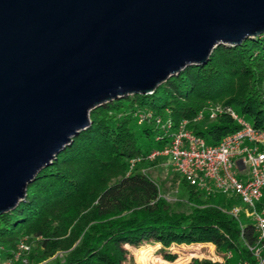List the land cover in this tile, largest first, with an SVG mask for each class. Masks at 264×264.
I'll return each instance as SVG.
<instances>
[{
	"label": "trees",
	"instance_id": "obj_1",
	"mask_svg": "<svg viewBox=\"0 0 264 264\" xmlns=\"http://www.w3.org/2000/svg\"><path fill=\"white\" fill-rule=\"evenodd\" d=\"M211 105L223 111L211 118ZM229 108L264 127V34L217 46L206 64L185 67L151 94H130L93 109L91 124L40 170L25 199L0 214V259L126 264L127 246L158 243L164 257L174 260L172 245L213 244L220 254L232 253L224 264H255L249 246L257 241L256 225L230 212L242 205L237 197L220 194L224 199L213 203L174 171L171 201L165 183L146 172L160 161L148 155L169 141L158 119H171L174 128L187 120L191 132L216 145L241 128ZM22 241L30 245L21 254L27 262L15 258ZM190 264L217 263L195 258Z\"/></svg>",
	"mask_w": 264,
	"mask_h": 264
},
{
	"label": "water",
	"instance_id": "obj_2",
	"mask_svg": "<svg viewBox=\"0 0 264 264\" xmlns=\"http://www.w3.org/2000/svg\"><path fill=\"white\" fill-rule=\"evenodd\" d=\"M262 34L264 0H0V214L93 109Z\"/></svg>",
	"mask_w": 264,
	"mask_h": 264
},
{
	"label": "built area",
	"instance_id": "obj_3",
	"mask_svg": "<svg viewBox=\"0 0 264 264\" xmlns=\"http://www.w3.org/2000/svg\"><path fill=\"white\" fill-rule=\"evenodd\" d=\"M222 109L211 105L208 110L211 118ZM228 111L241 128L224 136L216 145L208 144L204 138L191 132L187 120L174 128L171 119H158L157 122L169 135V141L162 148L153 150L148 159L169 158L173 170L206 196L223 194L237 197L242 205H235L230 212L235 216L244 214L254 220L258 238L249 249L255 264H264V206H259L264 195V127H255L232 108ZM203 116L202 111L197 119ZM29 250L30 245L22 241L15 258ZM231 256V252L221 254L217 264H224ZM0 264H12V260L0 259ZM238 264L251 263L241 260Z\"/></svg>",
	"mask_w": 264,
	"mask_h": 264
},
{
	"label": "rangeland",
	"instance_id": "obj_4",
	"mask_svg": "<svg viewBox=\"0 0 264 264\" xmlns=\"http://www.w3.org/2000/svg\"><path fill=\"white\" fill-rule=\"evenodd\" d=\"M160 159L158 165L146 169L153 178L165 183L166 193L169 200H174L177 186L172 184L174 179V170L170 164L169 158ZM225 196L220 194L211 195V201L219 204ZM129 249V260L126 264H190L193 259L211 260L217 263L221 255L211 244H181L172 245L169 252L176 255L174 260L164 257L161 251V244L144 243L140 247H127ZM20 260L27 262L25 256H21Z\"/></svg>",
	"mask_w": 264,
	"mask_h": 264
},
{
	"label": "crops",
	"instance_id": "obj_5",
	"mask_svg": "<svg viewBox=\"0 0 264 264\" xmlns=\"http://www.w3.org/2000/svg\"><path fill=\"white\" fill-rule=\"evenodd\" d=\"M211 245H213V244H211ZM214 247H215V245H213ZM127 247H130V246H127Z\"/></svg>",
	"mask_w": 264,
	"mask_h": 264
}]
</instances>
